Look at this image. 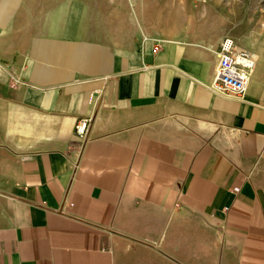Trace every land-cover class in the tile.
<instances>
[{"label": "crops", "instance_id": "1", "mask_svg": "<svg viewBox=\"0 0 264 264\" xmlns=\"http://www.w3.org/2000/svg\"><path fill=\"white\" fill-rule=\"evenodd\" d=\"M113 2L0 0V264H264V59L217 97Z\"/></svg>", "mask_w": 264, "mask_h": 264}, {"label": "rangeland", "instance_id": "2", "mask_svg": "<svg viewBox=\"0 0 264 264\" xmlns=\"http://www.w3.org/2000/svg\"><path fill=\"white\" fill-rule=\"evenodd\" d=\"M114 0L111 5L114 8ZM124 29L155 43L219 51L225 40L264 59V0H117Z\"/></svg>", "mask_w": 264, "mask_h": 264}, {"label": "built area", "instance_id": "3", "mask_svg": "<svg viewBox=\"0 0 264 264\" xmlns=\"http://www.w3.org/2000/svg\"><path fill=\"white\" fill-rule=\"evenodd\" d=\"M216 56L217 65L209 87L211 93L223 99L243 100L255 66L253 56L245 50L236 48L231 40L222 43ZM2 67L3 65L0 64V68ZM91 122V118L87 117L80 118L75 123L73 140L77 144V154L71 165L73 176L80 168L81 159L90 141Z\"/></svg>", "mask_w": 264, "mask_h": 264}]
</instances>
